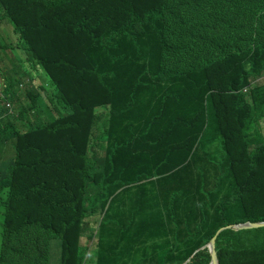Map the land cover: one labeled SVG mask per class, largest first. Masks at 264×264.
<instances>
[{
    "label": "trees",
    "instance_id": "obj_1",
    "mask_svg": "<svg viewBox=\"0 0 264 264\" xmlns=\"http://www.w3.org/2000/svg\"><path fill=\"white\" fill-rule=\"evenodd\" d=\"M4 21L29 69L0 44V127L4 100L35 124L0 164V264H51L55 235L84 264L106 206L92 264H210L226 226L219 264H264V225L228 228L264 222V0H0Z\"/></svg>",
    "mask_w": 264,
    "mask_h": 264
},
{
    "label": "rangeland",
    "instance_id": "obj_2",
    "mask_svg": "<svg viewBox=\"0 0 264 264\" xmlns=\"http://www.w3.org/2000/svg\"><path fill=\"white\" fill-rule=\"evenodd\" d=\"M4 25L9 26V28H13V26H11V24L8 21H4ZM6 30H8V28H6ZM14 44L15 45V50H14V55L15 57L18 59L16 60L15 64L17 66L18 69L20 70H28L29 68L27 66H23L21 65V63L19 62V60L23 59V48H22V44L20 43V41H16V42H12L11 37H4L3 32L0 30V44ZM0 58H3V53H0ZM5 65H9L8 61L6 59H4V61H2L0 59V69H3L5 67ZM1 71H0V76H1ZM34 73L38 76V78L43 79L44 75H42L41 71H34ZM26 81H28V78L25 77ZM261 82H264V79H261ZM26 90V86L23 85L20 87V95L21 96H25L24 92ZM27 103L28 100L26 101V103L23 104H16L14 107L15 109L13 110V113H11V110L9 112V114H16L14 116H21V114L24 113L25 108L27 107ZM3 106L5 107L6 110H8V108L6 107V101L3 102ZM103 117H105V111H100L95 115L96 120H98V122H102V118H99V115ZM6 115V114H5ZM105 125H106V121H105ZM103 125V126H105ZM100 126V125H99ZM257 126H258V133L260 136H262L264 134V120L261 119L257 122ZM96 133L98 135L102 134L103 132L100 130V128L98 127L96 130ZM12 146V140L10 138V136H2L0 137V147L1 148H5V147H11ZM3 213L4 210L3 208L0 206V249H1V244H2V223H3ZM99 220H100V215H96V216H92L87 218V229H86V234L84 236V242L88 245L89 250L85 251L84 254L86 256V260L84 264H92V263H96V261H98V257L96 256L95 251L98 249L97 247V241L98 238L94 235L98 226H99ZM52 246V250H51V255H52V261L51 264H61L60 262V250L58 249V241L54 240L51 243Z\"/></svg>",
    "mask_w": 264,
    "mask_h": 264
},
{
    "label": "clouds",
    "instance_id": "obj_3",
    "mask_svg": "<svg viewBox=\"0 0 264 264\" xmlns=\"http://www.w3.org/2000/svg\"><path fill=\"white\" fill-rule=\"evenodd\" d=\"M6 28H8V30H6ZM0 30L3 32L4 37H11L12 41H16L18 39V35H16L13 32V28H9V26L4 25V23L0 24ZM3 45H6V44L3 43ZM40 80H41V82H43L45 79L43 78V79H40ZM1 89H2V84H1V81H0V93H1ZM42 94L45 95L46 93L42 92ZM2 98H4V96H2ZM4 101H6V100H4ZM3 102H2V104H3ZM6 107L11 110V113H13V110L15 109V107L12 106V104L10 102L6 101ZM50 108H52V107L50 106ZM14 115H16V114H14ZM15 117L17 118L15 121H13V122H11L9 124L2 125L0 127V137H2V136H10L11 133H13V134H18V133L19 134H25L29 130L30 125L31 124H35V121H32V120L28 121V120L23 119V118H21L19 116H15ZM10 138H11V136H10ZM11 140H12V146L11 147H5V148H1L0 147V164L8 162L10 160H13L16 157V151H15V146H14V143L16 142V139H11ZM6 192H7L6 190H1L0 189V206L4 210L3 223H2V244H1L0 254H1V251H2V248H3V232H4V222H5V216H6V208L4 206V202L7 199V193ZM107 207L108 206H106V209H107ZM106 209H105V211H106ZM105 211H102V209L99 208L95 213H88L87 214V216L85 217V219L83 221L82 232L80 234L81 236H83L82 237L83 239H85L84 236L86 234V229H87V224H88L87 221H86L87 218L92 217V216H96V215L99 214L100 215L99 226H98V228H97V230H96L94 235L98 238L97 243H100V237H101L102 230H103L104 226L107 225V224H101L102 221H103V218H104ZM246 223H248V222H246ZM250 223H252V222H250ZM261 223H264V222H261ZM252 224H257V223H252ZM226 227H222V228H226ZM222 228H220V229H222ZM225 230L226 229H224L223 231H225ZM221 233H219V234H221ZM219 234L217 235V233H216L217 237L219 236ZM74 235H75V233L72 232L71 237L73 238ZM217 237H216V240H217ZM213 238H212V240H213ZM54 240L58 241V249L60 250V254L64 251L62 236L55 235L49 242V258L52 257V255H51V250H52L51 243ZM212 240L210 241V243L212 242ZM216 240H215V249H216ZM208 245L196 250L194 252V254L192 255V257L195 254H197L199 251L205 249L206 247L209 249ZM87 249L89 250L88 247H87ZM209 252H210V249H209ZM210 255H211V252H210ZM216 255H217V250H216ZM191 258L188 259L187 263L190 262ZM217 259H218V257H217ZM211 262H212V255H211ZM218 262H219V260H218Z\"/></svg>",
    "mask_w": 264,
    "mask_h": 264
},
{
    "label": "water",
    "instance_id": "obj_4",
    "mask_svg": "<svg viewBox=\"0 0 264 264\" xmlns=\"http://www.w3.org/2000/svg\"><path fill=\"white\" fill-rule=\"evenodd\" d=\"M263 225H264V223L252 224V223L248 222V223H244V224L230 225V226H228V228L250 229V228H254V227H260ZM226 228L220 229L217 232V235L219 233H221ZM217 235L213 238L212 242L208 245L210 252H211V255H212V262L210 264H219L218 259H217V255H216V249H215V240H216Z\"/></svg>",
    "mask_w": 264,
    "mask_h": 264
}]
</instances>
